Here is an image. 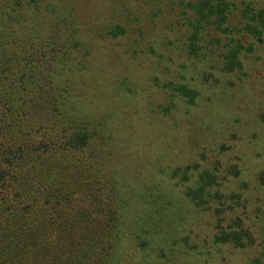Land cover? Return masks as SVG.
<instances>
[{
	"label": "rangeland",
	"instance_id": "obj_1",
	"mask_svg": "<svg viewBox=\"0 0 264 264\" xmlns=\"http://www.w3.org/2000/svg\"><path fill=\"white\" fill-rule=\"evenodd\" d=\"M174 2L0 0V264H264V41L234 70L188 56ZM85 83L95 152L18 161L63 129L40 128L41 86Z\"/></svg>",
	"mask_w": 264,
	"mask_h": 264
},
{
	"label": "trees",
	"instance_id": "obj_2",
	"mask_svg": "<svg viewBox=\"0 0 264 264\" xmlns=\"http://www.w3.org/2000/svg\"><path fill=\"white\" fill-rule=\"evenodd\" d=\"M173 4H178L181 7L180 15L183 16L178 25L187 30L186 34V51L188 56H208V53H218L225 60L227 69L234 70L236 67L244 66L242 54L251 53L255 49L256 42L264 41V3L254 0H174ZM241 2V3H240ZM127 32L123 30L122 26H112L109 30V35L116 38L119 35H124ZM231 34H233L231 36ZM252 37V41L248 43V39ZM247 41V43H246ZM242 56V57H241ZM78 78V77H77ZM85 75L79 76V80H83ZM84 81V80H83ZM85 90L76 87L80 91V95L84 100L75 102L73 95L74 87L69 84L63 89L55 92H50L46 85H42L40 92V100L33 101L34 108L32 109L38 115L46 117L41 121L40 128L52 126L63 129L51 134V129H48L45 134L50 138L41 139L39 141H31V144H26L25 149L17 148V160H27L30 157L40 158L42 155L34 156L35 153L41 150L51 149L52 145L55 150H65V152H79L83 153L90 151L95 152L99 139L103 138L98 132L96 126L101 124V121L94 125L95 119L87 113V107L93 105L94 102L89 101L88 92L92 91L93 83H85ZM50 85V84H49ZM92 85V86H91ZM87 91V92H86ZM93 91H97L94 89ZM186 86L180 89L181 94L188 95ZM44 94V95H43ZM54 95V98L51 96ZM46 96V97H45ZM191 102H194V96L189 94ZM46 99V100H44ZM50 99V100H49ZM29 100L23 99L21 104L22 110L27 109ZM57 113H54V112ZM33 112V113H34ZM27 114V113H26ZM25 114V117H26ZM46 114V116H45ZM29 115V114H28ZM32 119V118H31ZM32 121V120H31ZM31 123V122H30ZM29 123V124H30ZM32 123H34L32 121ZM39 122L34 123L37 125ZM53 125H50V124ZM29 124L26 123V125ZM45 124L47 126H45ZM136 139L134 138V141ZM137 142V141H136ZM134 144V143H133ZM14 144L4 145L0 151L2 159L7 161L10 166L15 164L12 159L15 157ZM77 161L89 165L87 158H76ZM79 159V160H78ZM6 161H4L6 163ZM91 162V161H90ZM8 168L0 165V193L5 185L8 183ZM128 206L130 201L127 200ZM111 221L121 223L124 218L122 212L111 210ZM83 217V216H82ZM108 232L114 233L113 230ZM116 233V232H115ZM120 237H126L125 232L120 230ZM121 241V240H120ZM84 242V241H83ZM82 240H76V243H81ZM119 245V244H118ZM118 245L116 248H118Z\"/></svg>",
	"mask_w": 264,
	"mask_h": 264
}]
</instances>
